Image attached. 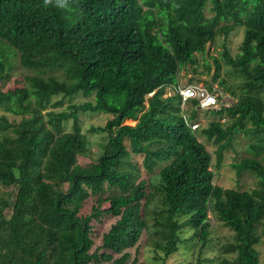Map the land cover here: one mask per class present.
Returning <instances> with one entry per match:
<instances>
[{"label": "trees", "instance_id": "obj_1", "mask_svg": "<svg viewBox=\"0 0 264 264\" xmlns=\"http://www.w3.org/2000/svg\"><path fill=\"white\" fill-rule=\"evenodd\" d=\"M236 29L244 31L240 53L232 57L225 45L222 57L243 79L237 104L184 102L180 72L197 68L207 44ZM15 62L27 72L26 84L5 90ZM78 96L94 100L49 111L45 120L44 111ZM187 104L192 110L185 117ZM198 109L216 118L200 133L189 125ZM0 110V264H138L130 263L128 250L144 231L158 237L157 260L165 264L178 253L184 229L207 249L210 214L235 233L234 243L222 246L235 258L218 264H259L264 0H0ZM80 113L113 116L92 128L107 139L87 166L77 163L91 153ZM224 113L227 126L220 122ZM240 131L252 144L233 168L239 177L258 179L251 192L215 184ZM201 135L218 147L214 171ZM107 187L121 195L101 208ZM95 195L97 204L84 216V203ZM105 214L118 221L103 235L105 251L91 252L92 221Z\"/></svg>", "mask_w": 264, "mask_h": 264}, {"label": "rangeland", "instance_id": "obj_2", "mask_svg": "<svg viewBox=\"0 0 264 264\" xmlns=\"http://www.w3.org/2000/svg\"><path fill=\"white\" fill-rule=\"evenodd\" d=\"M243 39V29H236L232 31L228 36H218L215 44L208 43L206 53L204 55H198L197 68L189 66L180 72L179 85H181L182 87L193 85L197 87H203L206 90H208V86L212 87L214 91H217L216 94L221 96L220 102L217 103V106L215 108H218V106L220 105L225 106V108L236 105L239 101V96L242 94L241 85L243 79L239 76V74L235 73L231 66L226 65L222 54L224 46L226 45L227 49L231 53V56L235 58L240 53V46ZM217 61L221 65L219 76L216 75ZM25 74H27V72L19 67L15 62L12 76L7 82L5 90H13L16 87H24L26 84L24 79ZM225 89H228L229 91H225ZM231 91L234 92V94H232ZM173 94L174 91L168 93V95ZM57 99L60 100L61 97H57ZM93 100V97H91L90 99H86L78 96L72 102L65 100L64 107L58 109L50 108L49 110L44 111L42 115L45 117V120H48L49 111L61 112L60 110H68L71 104H83L85 102ZM199 104L201 105L202 103ZM181 108L183 112L186 111L185 117H188L190 115V111L192 110L191 105H183ZM197 114L198 120L189 122V125L191 126V128H194V126H198V128H196L198 133H200L203 129L208 128L209 123L212 120H216L215 116L210 115V113L205 112V110L203 109H198ZM3 115L4 112L0 110V118ZM112 118V115L106 113H80L81 131L91 142V153L90 155L88 153H86V155H79L77 158V163L79 165L87 166L95 161V158L97 157V145L107 139V134L98 131L93 132L91 130L93 127H105L107 122ZM11 120L13 121L15 120V118H12ZM17 120L20 122L21 118H18ZM220 122L224 126H227L228 117L226 113H224L223 117L220 118ZM135 123L136 122L133 121L125 122V124L129 125H134ZM72 126L73 120L65 124L64 131L71 132ZM243 134L244 133L242 131L238 132L233 139L232 146L225 151L223 166L220 171H216L215 184L225 189H234L240 192H251L258 187V179L255 176H252V174L250 173H243L242 176L239 177L233 168L234 164L240 162L241 159L245 158L248 155L250 145L252 144L251 138L246 137ZM200 141L206 145L208 151L212 154V170H216V151L218 147L212 142L207 141L202 135L200 136ZM139 161L140 160L137 159V162ZM105 190L106 194L103 198V206L101 205V208H108L109 206H111L112 200L121 195V193L118 194L115 190L109 187H107ZM98 197V195H95L89 198L84 203L81 214H83L84 216L91 214L93 206L97 204ZM209 217L211 222L210 239L212 240V242L208 244L207 249H205L204 251L201 250L200 245H198V240L192 237V230L184 229L182 231L183 242L179 245L178 253L172 255L165 264H218L220 259L223 260V258H235L234 254H225L222 251V246L234 243L235 233L229 228L225 227L222 222H220L214 216V214H210ZM117 221L118 218H113L106 214L101 215L99 219H94L92 221L91 235L94 240V246L91 252L97 249H99L100 253L105 251L104 249H101L103 235L104 233L109 231L111 226L117 223ZM260 231L261 230H259V235L261 237V240L255 246V248L259 252V264H264V235H262ZM156 240H158L157 236L150 237L148 236L147 232L144 231L136 247L128 250V252L131 254L130 263L134 259H137L139 261L138 264H163L162 261L157 260V257L160 258L163 253L157 251V249L155 248L154 241ZM214 258L218 259L214 260V262L210 261Z\"/></svg>", "mask_w": 264, "mask_h": 264}, {"label": "built area", "instance_id": "obj_3", "mask_svg": "<svg viewBox=\"0 0 264 264\" xmlns=\"http://www.w3.org/2000/svg\"><path fill=\"white\" fill-rule=\"evenodd\" d=\"M179 93L183 97L184 102L191 99L199 100V102L203 104H201L203 108L216 107L218 103L217 95L209 92L203 87L188 85L180 88ZM196 128H198V126H194L193 129L195 130Z\"/></svg>", "mask_w": 264, "mask_h": 264}, {"label": "clouds", "instance_id": "obj_4", "mask_svg": "<svg viewBox=\"0 0 264 264\" xmlns=\"http://www.w3.org/2000/svg\"><path fill=\"white\" fill-rule=\"evenodd\" d=\"M188 86V85H187ZM185 87V86H184ZM182 88L181 85L178 86L177 91L179 92V89ZM180 94V93H179ZM215 94V93H214ZM217 95V94H216ZM218 98V97H217ZM219 102V101H218ZM203 108V107H202ZM193 129V128H192ZM194 130V129H193ZM196 130V129H195Z\"/></svg>", "mask_w": 264, "mask_h": 264}]
</instances>
